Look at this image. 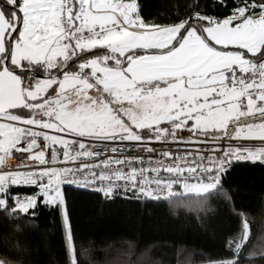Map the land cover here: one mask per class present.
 Listing matches in <instances>:
<instances>
[{
  "label": "snow or ice",
  "instance_id": "obj_1",
  "mask_svg": "<svg viewBox=\"0 0 264 264\" xmlns=\"http://www.w3.org/2000/svg\"><path fill=\"white\" fill-rule=\"evenodd\" d=\"M198 8L188 19L161 25L145 22L136 0H0V166L13 149L31 154L22 161L44 165L0 171V213L27 216L38 202L59 209L61 186L85 169L86 183L107 182L99 189L105 195L123 181L147 198L173 195L177 184L207 197L216 194L226 164L264 162L262 143L229 144L219 158L162 150L146 167L144 157L56 166L93 157V142L208 143L199 136L264 142V0H239L223 18ZM177 129L197 140L177 138ZM136 161L141 166L127 172L119 167ZM21 186L38 191L21 195L15 191ZM63 211L65 244L76 264ZM247 234L245 222L233 255Z\"/></svg>",
  "mask_w": 264,
  "mask_h": 264
},
{
  "label": "trees",
  "instance_id": "obj_2",
  "mask_svg": "<svg viewBox=\"0 0 264 264\" xmlns=\"http://www.w3.org/2000/svg\"><path fill=\"white\" fill-rule=\"evenodd\" d=\"M137 0L147 23L170 25L196 9L223 18L239 0ZM75 70V69H74ZM43 76V73H39ZM191 125V121L189 122ZM163 127H168L164 124ZM21 195L35 188L18 187ZM76 264H264V164L238 163L214 195L184 193L164 200L62 189ZM35 212V216H32ZM247 239L239 252L236 245ZM0 260L10 264H72L61 207L39 202L27 216L0 213Z\"/></svg>",
  "mask_w": 264,
  "mask_h": 264
},
{
  "label": "built area",
  "instance_id": "obj_3",
  "mask_svg": "<svg viewBox=\"0 0 264 264\" xmlns=\"http://www.w3.org/2000/svg\"><path fill=\"white\" fill-rule=\"evenodd\" d=\"M231 127V126H230ZM176 136L177 138H192L193 141L197 140V136L193 133L187 131L186 129H177L176 130ZM200 141H208V143H199V142H193V143H185V142H170L168 144L162 145L160 142L155 143H141V142H129V141H106V142H93V145H90V150L94 153V156L91 158H84L81 157L79 160H76L75 162H68V164H57V167H72V168H78L82 163L84 164H95L99 163L101 160H106L108 158L113 159H123L126 157H144L145 158V164L144 166H147V158L149 156H152L154 159L159 158L157 156V153H159L162 150H167L173 153H180L183 154L185 152H192L193 155H196L197 152L199 155L208 157V156H216L221 157L223 155V152L227 145L231 144L233 146H253V145H260L264 142L261 141H251V140H230L228 137H223L222 139L211 141L209 137L206 136H199L198 138ZM38 143L43 145L45 142L43 139H39ZM215 146V151H213V147ZM26 147V146H25ZM117 148L118 151L113 152L112 148ZM153 147L157 150L156 153H148L146 151V148ZM40 149H36L35 151H39ZM30 153H20L16 152L15 149L12 150L11 154L6 158L4 166H0V171H15V170H30L35 169L38 167H44V165H39L38 162L34 160L24 159L22 161V157H28L30 156ZM46 158L51 159V149L46 150ZM62 159V157H61ZM166 163L169 161H165ZM262 163L261 161H244V160H235L231 163H228L225 165L226 171L221 174L220 176V183H222L223 179L226 177L228 172H230L233 167L238 163ZM140 163L138 161L132 163V164H125L120 165L119 167L123 168L125 172H127L131 167H140ZM97 173H99L100 169H94ZM162 175H166V173H161ZM88 175V169H85L82 173H77L76 176L73 178L74 182H69L63 184L61 187L62 189L65 187H74L83 189L88 192H94V193H103L99 189L106 184L107 182H101L97 180L95 183H86L81 177ZM116 187L114 188L112 193H116L119 195H122L126 198L131 199H149V200H164L167 198H170L171 196L178 194L182 188L179 184L174 185L172 188L173 195H168L167 193H163L160 195L159 198H147L143 194H141L137 189H132L129 185H127L123 181L115 182ZM218 185V186H219ZM25 188H35L34 186H21ZM36 189V188H35ZM38 190V189H37ZM104 194V193H103ZM19 213V212H16ZM22 214V213H20Z\"/></svg>",
  "mask_w": 264,
  "mask_h": 264
},
{
  "label": "rangeland",
  "instance_id": "obj_4",
  "mask_svg": "<svg viewBox=\"0 0 264 264\" xmlns=\"http://www.w3.org/2000/svg\"><path fill=\"white\" fill-rule=\"evenodd\" d=\"M125 2H127V0H125ZM136 2H137V0H136ZM101 53H103L105 50H99ZM90 94H93V95H95L96 93L95 92H92V93H90ZM166 124V123H165ZM163 125L164 124H162L161 126L163 127ZM26 146V142H23L21 145H20V147H25ZM62 195H63V193H62ZM63 200H64V197H63ZM64 208H65V202H64V205L63 206H61V209L62 210H64ZM63 214H64V211H63ZM67 222H68V218H67Z\"/></svg>",
  "mask_w": 264,
  "mask_h": 264
},
{
  "label": "crops",
  "instance_id": "obj_5",
  "mask_svg": "<svg viewBox=\"0 0 264 264\" xmlns=\"http://www.w3.org/2000/svg\"><path fill=\"white\" fill-rule=\"evenodd\" d=\"M251 141H253V140H251ZM255 141H258V140H255Z\"/></svg>",
  "mask_w": 264,
  "mask_h": 264
},
{
  "label": "water",
  "instance_id": "obj_6",
  "mask_svg": "<svg viewBox=\"0 0 264 264\" xmlns=\"http://www.w3.org/2000/svg\"><path fill=\"white\" fill-rule=\"evenodd\" d=\"M40 76V75H39ZM41 78L43 77V76H40Z\"/></svg>",
  "mask_w": 264,
  "mask_h": 264
}]
</instances>
